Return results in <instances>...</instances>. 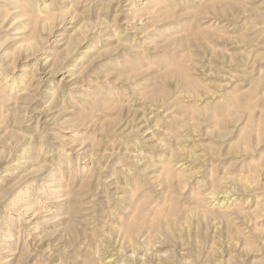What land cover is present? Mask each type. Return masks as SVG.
Returning a JSON list of instances; mask_svg holds the SVG:
<instances>
[{
	"label": "rangeland",
	"instance_id": "374dc122",
	"mask_svg": "<svg viewBox=\"0 0 264 264\" xmlns=\"http://www.w3.org/2000/svg\"><path fill=\"white\" fill-rule=\"evenodd\" d=\"M0 264H264V0H0Z\"/></svg>",
	"mask_w": 264,
	"mask_h": 264
},
{
	"label": "bare ground",
	"instance_id": "6f19581e",
	"mask_svg": "<svg viewBox=\"0 0 264 264\" xmlns=\"http://www.w3.org/2000/svg\"><path fill=\"white\" fill-rule=\"evenodd\" d=\"M218 195V194H217ZM211 196V195H210Z\"/></svg>",
	"mask_w": 264,
	"mask_h": 264
}]
</instances>
